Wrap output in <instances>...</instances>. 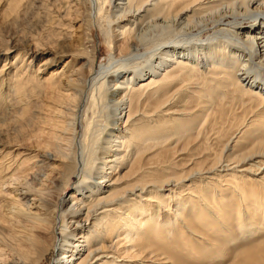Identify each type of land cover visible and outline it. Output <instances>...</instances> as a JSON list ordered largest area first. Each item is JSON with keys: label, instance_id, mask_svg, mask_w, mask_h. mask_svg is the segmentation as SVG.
Returning a JSON list of instances; mask_svg holds the SVG:
<instances>
[{"label": "bare ground", "instance_id": "1", "mask_svg": "<svg viewBox=\"0 0 264 264\" xmlns=\"http://www.w3.org/2000/svg\"><path fill=\"white\" fill-rule=\"evenodd\" d=\"M32 1L40 37L1 44L0 99L47 96L0 141V264H264V0H89L110 9L97 66L81 0ZM203 123L195 168L180 141Z\"/></svg>", "mask_w": 264, "mask_h": 264}, {"label": "rangeland", "instance_id": "2", "mask_svg": "<svg viewBox=\"0 0 264 264\" xmlns=\"http://www.w3.org/2000/svg\"><path fill=\"white\" fill-rule=\"evenodd\" d=\"M0 1H1L0 2V46L1 44L3 45V43H6L5 41H8L9 43V41L13 38L17 41L19 40L18 42H20L22 40L27 39V37L29 36H35L33 34V31L34 30L36 31V27H37L36 23L40 19L39 17L40 14L38 15L37 14L38 12H36L38 10L34 8V5H37V3L33 2L32 0H0ZM80 12H81V17L79 19L80 21L74 23L73 25L74 28L72 29V31L74 29L76 30V28L79 29L76 30L77 33L75 34V36H79L81 38L80 42L82 44V47L86 50L88 58L94 61L97 66L103 63L108 56V47L103 40L104 37L103 33L107 29V20L110 15V9L107 3H102L99 12L93 15V10L91 9L89 0H81ZM38 37H40V35ZM38 37L35 36L34 38H38ZM47 57H49V55L45 53L42 55L40 54L35 57L29 58L31 60L30 63L32 65L30 63H29L30 65L29 64L27 65L28 60H26L25 65L23 64L25 66L26 72L28 70L30 71L34 70L37 67L36 65H38V63L42 59H45ZM3 59H4L3 57H0V68L2 66L1 61ZM60 63H57L56 66L62 67ZM11 73H12V68L9 69V74ZM33 76H36L34 72H33ZM38 76L39 75H37V77ZM6 78L8 77L6 76L5 79ZM27 86H28L27 90L23 91L20 101V103L22 104L23 102L25 103L26 101L28 103V107H26L27 106L26 104V106H24L25 110L22 109L25 112L19 110V107L8 109L7 106H9V101H8L9 96L5 97L7 96L5 95L3 100L0 99L1 100L0 101L1 102L0 103V113H1L0 141H2V143L15 144L14 142H22L24 135L27 134L30 128V125H28L31 122L30 118L32 117V115L36 113L37 106H39L42 103L43 99H46L47 95H45V93L42 90H40L37 87H32L31 84ZM2 91L1 92L4 94L6 92V89H3L2 87ZM6 94H8V92ZM14 112L15 113L18 112V113H16L15 115ZM19 112L22 114L20 115ZM206 127H207L206 123H203V125L199 129L192 132L190 137H187L184 140L180 141L182 145H188V146H184V151H185L184 153H187L190 149L194 148L196 149L195 154L200 155L199 156L200 159L199 161H197L195 168H199L201 167V165L206 166L211 160V158H209L210 157L209 154L214 153L213 151L206 152L204 150L205 145H201L200 147L197 148V146L200 145L203 139L205 138L204 132L206 131ZM227 137L228 136L226 137L223 136V138L220 139H212V146H214L213 149H216L215 151L218 152L221 149L220 142L222 143L223 141L222 139H225ZM8 151H12V150L9 149V147H4V152H8ZM15 154L17 153H14V155ZM181 165L182 166L180 167L179 170V172L182 173L181 175H185L189 173V169L190 170L194 169V167L188 168L187 166H185L187 165L185 161L181 162ZM72 191H73V183L68 185V187L63 191V193H61V199L64 200L65 198H67L68 194L71 193ZM234 251L236 252L238 250L236 249ZM197 258L202 260V258L204 257L199 256ZM217 258L214 260L215 264H217L216 262L221 260L220 258L219 259ZM222 264H233V262L232 259H229L226 263L223 262Z\"/></svg>", "mask_w": 264, "mask_h": 264}]
</instances>
